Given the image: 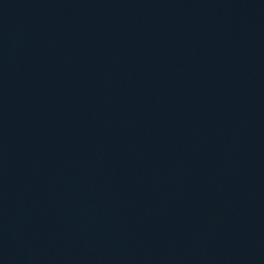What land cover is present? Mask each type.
I'll return each mask as SVG.
<instances>
[{"label": "water", "instance_id": "obj_1", "mask_svg": "<svg viewBox=\"0 0 264 264\" xmlns=\"http://www.w3.org/2000/svg\"><path fill=\"white\" fill-rule=\"evenodd\" d=\"M0 264H264V0H0Z\"/></svg>", "mask_w": 264, "mask_h": 264}]
</instances>
